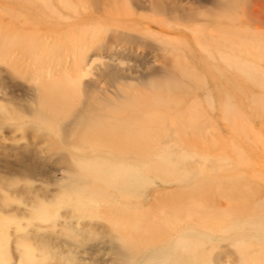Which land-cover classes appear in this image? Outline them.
<instances>
[{
	"label": "rangeland",
	"instance_id": "obj_1",
	"mask_svg": "<svg viewBox=\"0 0 264 264\" xmlns=\"http://www.w3.org/2000/svg\"><path fill=\"white\" fill-rule=\"evenodd\" d=\"M0 264H264V0H0Z\"/></svg>",
	"mask_w": 264,
	"mask_h": 264
}]
</instances>
